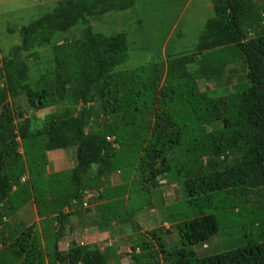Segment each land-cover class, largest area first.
I'll list each match as a JSON object with an SVG mask.
<instances>
[{"label":"trees","instance_id":"obj_1","mask_svg":"<svg viewBox=\"0 0 264 264\" xmlns=\"http://www.w3.org/2000/svg\"><path fill=\"white\" fill-rule=\"evenodd\" d=\"M136 1L59 0L50 13L8 29L20 43L0 55V264H109L110 253L118 263L111 247L71 241L60 251L77 214L64 205L81 208L88 191L83 209L105 231L129 221L121 197L129 193L138 208L143 190L167 223L163 192L172 184H181L194 217L172 226L181 247L167 249L163 227L147 231L148 239L135 222L130 264H264V0H209L213 17L185 55L164 51L160 65L127 68V32L106 35L92 23ZM43 48L50 68L33 80L26 58L39 60ZM228 64L236 66L226 75ZM232 75L239 80L232 93L199 91L201 80L220 88ZM242 81L249 86L236 90ZM47 109L43 119L26 117ZM218 121L223 127L208 131ZM54 150L75 151L70 172L47 173ZM116 173L120 183L110 185ZM31 201L41 232L13 223ZM230 207L249 224L247 243L197 257L192 247L218 232L214 211Z\"/></svg>","mask_w":264,"mask_h":264},{"label":"rangeland","instance_id":"obj_2","mask_svg":"<svg viewBox=\"0 0 264 264\" xmlns=\"http://www.w3.org/2000/svg\"><path fill=\"white\" fill-rule=\"evenodd\" d=\"M57 1L59 0H0L1 57L8 56L11 48L20 43L18 33H9L8 29H18L50 13L55 8ZM211 17H213V7L209 0H137L132 10L126 13H116L113 16L107 15L97 18L98 20L92 24L98 32L106 35L123 30L127 32L130 49L126 67L135 68L149 64H162L166 60L164 57L165 54H163L164 51L167 55H185L194 47L207 20ZM39 53L40 58L37 61L32 56L26 58L33 80L36 79L35 75L38 76L50 68L52 60L50 51L47 48H43ZM235 66V64H228L224 69V73L227 75V71ZM121 68L124 69V67ZM242 82L240 89L236 90H244L249 86L248 81ZM230 83L229 86L223 85L217 88L214 83L201 80L199 81V91L211 92V94L218 96L227 95L228 93L234 92V88L231 85L239 83L237 75L231 76ZM51 111L52 109L37 111L27 114L26 117L34 114L37 119H43ZM222 127V121H218L209 125L207 129L208 131H216ZM52 153V156L49 155V157H54L52 160L53 165L48 163L50 165L47 166V173L70 172L74 164H76L74 150H58ZM89 174L91 175V173ZM162 179H158V182L163 183ZM111 181L110 185L120 183L117 173L112 176ZM147 187L148 189L154 188L150 185ZM157 190L155 189V191ZM139 193L143 198L140 199L142 202L140 201L138 208L140 207L139 210H143H138L131 197H129V193H127L121 199L124 201L122 203V210L125 212L123 217L129 221L125 224L111 222L110 229L108 228L105 231L99 229L92 223L93 219L90 217L91 214L87 213L83 207L69 208L67 205H64L63 211L66 213L75 211L77 214L71 216L68 220L73 225V232L69 233L68 230L65 231L60 241L61 250L64 251L67 249L71 241L79 245L98 247L100 251H103L106 247H111L114 249L116 255L119 256V259L118 263H116L113 254L110 253V257L108 258L109 264H130L129 250L131 249V245L138 240V231L135 228V222L139 225L140 231L146 235L147 231H153V229L158 230L156 228L163 227L161 233L165 239L162 238V240L167 243V249L180 248L181 244L178 231L172 228V226H176L179 222L183 221L188 214L190 218H194L191 215V209L184 204L186 196L181 184H172L163 192L164 195H170V199L166 200L169 205V219H167L166 225H164L165 223H161L163 217L162 213L157 210L158 207L154 206L155 209H150L148 204L153 200L147 197L146 191L141 190ZM173 193L175 195H172ZM133 195L134 192L132 191V197ZM88 197L89 195H84V198ZM33 205L31 201L29 204L31 209ZM96 205L92 207L94 212H96L94 210ZM19 213L20 210L16 212V214ZM214 213L218 221V232L208 241L192 247V250L199 258L241 248L248 241L249 227L244 226L246 220L238 215L236 209L230 207L224 211H214ZM29 215L33 218L28 212L23 214V217L25 216L23 218L24 222L22 221L23 225H20L18 229L22 230L29 226L31 220L29 219ZM7 223L12 226L11 221L8 220ZM53 225H56V223H53L51 226ZM86 226H91L92 228L85 230ZM164 226L170 227L166 228ZM146 237L148 239L150 238L149 235Z\"/></svg>","mask_w":264,"mask_h":264},{"label":"crops","instance_id":"obj_3","mask_svg":"<svg viewBox=\"0 0 264 264\" xmlns=\"http://www.w3.org/2000/svg\"><path fill=\"white\" fill-rule=\"evenodd\" d=\"M54 151H58V150H54ZM54 151H50V152H48V161H49V163L50 164H52L53 165V158L54 157H49V155L50 156H52L51 154H53L52 152H54ZM49 164V165H50ZM166 197H168V196H166ZM31 202H29L28 204H26L25 206H23L21 209H19L20 210V213L19 214H15V217H14V219H13V223H15V224H17V225H23V218L25 217H23V214L25 213V212H28L29 214H31L32 216H33V218L32 217H30V215H29V219H31L30 220V222H29V226L30 225H33V227H35V230L36 231H38V232H41V225H40V221H41V218H39L38 217V215H37V212H36V209H35V206L33 205V207H32V209H31V207L29 206V204H30ZM18 219H19V221H18ZM9 220V219H8ZM7 220V221H8ZM10 221V220H9ZM23 221V222H22ZM161 223H162V221H161ZM164 225H166V223L164 224ZM72 227L73 228V225L69 222V224L66 226V228L64 229V232L66 231V230H69V227ZM28 227V226H27ZM166 227V226H165ZM168 227V226H167ZM89 228H92L91 226H86L85 227V230H88ZM70 233V232H69ZM61 241V240H60ZM60 241H59V243H58V247H59V249H60V251H62L61 250V246H60ZM66 250V249H65Z\"/></svg>","mask_w":264,"mask_h":264},{"label":"clouds","instance_id":"obj_4","mask_svg":"<svg viewBox=\"0 0 264 264\" xmlns=\"http://www.w3.org/2000/svg\"><path fill=\"white\" fill-rule=\"evenodd\" d=\"M84 195H89V192H88V191H85V192H84ZM82 200H83V202H84V201L87 202V198H84V196H83V199H82ZM73 203H74V202H73ZM73 203H72V204H73ZM82 204H83V203H82ZM24 206H25V205H24ZM82 207H83V205H82ZM83 208H86V207H83ZM20 209H21V208H20ZM18 211H19V210H18ZM166 224H167V223H166ZM166 228H169V226L166 227ZM156 229H157V228H156ZM78 245H79V244H78ZM131 246H132V245H131ZM130 251H131V249L129 250V252H130Z\"/></svg>","mask_w":264,"mask_h":264},{"label":"built area","instance_id":"obj_5","mask_svg":"<svg viewBox=\"0 0 264 264\" xmlns=\"http://www.w3.org/2000/svg\"><path fill=\"white\" fill-rule=\"evenodd\" d=\"M82 205H83V207H87V202L84 201Z\"/></svg>","mask_w":264,"mask_h":264}]
</instances>
